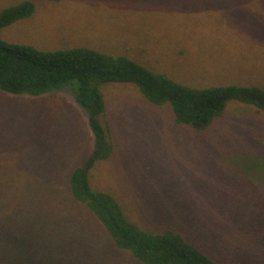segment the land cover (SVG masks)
<instances>
[{"label":"rangeland","instance_id":"rangeland-1","mask_svg":"<svg viewBox=\"0 0 264 264\" xmlns=\"http://www.w3.org/2000/svg\"><path fill=\"white\" fill-rule=\"evenodd\" d=\"M19 1L0 0V11ZM33 1L35 15L2 37L130 53L197 86H264V0ZM76 96L71 85L0 89V264H142L70 191L71 170L95 146ZM107 101L116 148L92 170L93 188L147 230L182 231L219 262L264 264V113L232 102L197 130L133 84L107 86Z\"/></svg>","mask_w":264,"mask_h":264},{"label":"trees","instance_id":"trees-1","mask_svg":"<svg viewBox=\"0 0 264 264\" xmlns=\"http://www.w3.org/2000/svg\"><path fill=\"white\" fill-rule=\"evenodd\" d=\"M36 10L33 0H20L0 11V89L40 96L69 85L75 88L77 102L88 113L95 146L87 159L70 172L69 187L74 198L86 207L116 248L142 264H226L210 257L182 231L147 230L128 216L110 192L93 188L92 170L99 161L109 160L116 148L107 120V86L133 84L151 104L169 105L176 123L197 130L210 127L232 102L251 105L264 113V86H197L155 70L130 53L87 44L44 48L2 37L5 27L33 17Z\"/></svg>","mask_w":264,"mask_h":264}]
</instances>
